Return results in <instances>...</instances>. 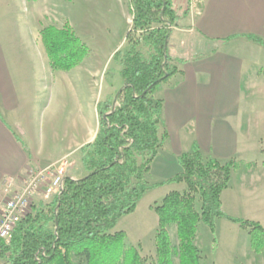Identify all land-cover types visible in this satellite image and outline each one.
I'll list each match as a JSON object with an SVG mask.
<instances>
[{"label":"trees","instance_id":"1","mask_svg":"<svg viewBox=\"0 0 264 264\" xmlns=\"http://www.w3.org/2000/svg\"><path fill=\"white\" fill-rule=\"evenodd\" d=\"M129 4L133 17L127 35L129 49L122 57H114L121 60L124 85L113 110L103 105L98 111V135L82 149L88 175L80 180L66 178L59 197L49 204L34 205L10 241L0 242V257L9 264H147L137 248L127 247V234L115 229L124 216L136 211L149 191L172 184H184L186 190L170 192L153 208L158 216L155 264H201L195 245L199 225L203 222L215 236L221 219L248 230L251 250L264 256V227L223 210L222 195L238 167L235 161L222 164L206 158L195 144L192 152L179 157L181 172L149 185L147 177L169 137L164 101L156 98V92L180 73L182 61L173 58L170 41L188 12L179 15L174 0H129ZM246 38L264 47L263 39ZM42 41L54 71L71 72L90 54L89 47L68 28L48 27ZM142 44L149 57L139 50Z\"/></svg>","mask_w":264,"mask_h":264},{"label":"crops","instance_id":"2","mask_svg":"<svg viewBox=\"0 0 264 264\" xmlns=\"http://www.w3.org/2000/svg\"><path fill=\"white\" fill-rule=\"evenodd\" d=\"M195 5L179 21L170 41L173 58L182 63L178 64L180 73L164 84L171 85L163 113L169 137L163 157L162 149L152 166L165 181L181 172L178 159L192 152L195 144L204 157L222 164L250 165L264 159V47L246 38L254 35L264 40V0H199ZM7 38L25 57L17 59V51L10 56ZM7 38L0 33V193L7 180H17L32 169L68 168L76 158L82 161L83 147L95 141L100 129L97 109L88 118L77 112L70 124L72 132L67 129L63 138L58 134L56 149L50 147L47 124L54 127L55 122L47 117L53 112L49 107L53 85L66 81L75 94L73 76L80 67L54 71L42 37L34 33ZM193 45L204 51L183 60L180 54H188ZM36 49L42 67L37 64ZM57 113L59 121L63 109ZM38 115L42 128L37 126ZM72 169L70 174H74ZM234 173L222 195L225 213L226 194L239 188ZM83 177L84 173L67 178ZM257 178L263 182L264 173ZM184 186L172 184L170 188L184 192ZM2 208L0 203V215Z\"/></svg>","mask_w":264,"mask_h":264},{"label":"rangeland","instance_id":"3","mask_svg":"<svg viewBox=\"0 0 264 264\" xmlns=\"http://www.w3.org/2000/svg\"><path fill=\"white\" fill-rule=\"evenodd\" d=\"M196 1L199 0H174V9L179 15L185 12L189 14L196 8ZM132 20L129 0H38L37 2L0 0V33L6 38L17 36L18 33L21 35L34 33L39 38L42 37L43 30L48 27L60 30L68 28L90 49V54L73 76L75 94L71 92V87L66 81L57 83L56 86L53 85L49 106L53 112L47 117V120L55 122L54 127L47 124L50 147L53 146L56 149L58 134L63 138L67 129L69 133L72 132L70 124L77 119V112L79 116L83 113L88 118L90 112L95 113L96 109L102 111L103 105H109L110 111L116 106L115 98L124 82L120 74L123 69L121 60H115L114 57L116 54L122 57L129 49L127 35L132 29ZM11 44L14 45L7 38L5 47H11L9 52L12 58L17 52V59L25 57L17 47L14 48ZM139 50L149 57V51L143 44ZM202 50L204 51L199 45H193L187 49L188 54L182 52L180 55L184 58L183 60H188L193 53ZM37 56V64L42 67L43 63L39 62L38 51ZM170 86H160L159 92H156V98L163 99L165 102ZM59 109H63V114L57 121ZM164 122L166 123L165 120ZM37 126L42 128L41 115L37 116ZM186 129L184 127L183 133ZM165 150L163 148L160 157H163ZM70 165L72 167L54 166L47 170L32 169L17 180H7L4 193L1 192L4 195L0 201L1 205L4 208L5 204L17 193H22L30 182L28 180L31 176L38 177L40 181L38 188L34 191L32 204H49L55 198L47 197L46 185L61 169L64 170L65 179L68 175L70 177L71 175L80 177L82 173L85 177L88 175L82 161L78 162L77 158ZM72 168L75 170L74 174H70ZM233 173L239 188L236 187L235 190L226 194V214L237 219L258 222L264 227V181L260 182L257 178V174L264 173V159L249 166L239 164ZM252 173L255 174L254 178H252ZM156 174L158 173L155 168L148 175L147 181L150 186L166 180ZM233 185L235 187V182ZM172 191L174 189L170 188V185L149 191L138 204L136 211L124 216L115 229V231H123L127 234V247L137 248L147 264H155L156 261L155 238L158 231V216L153 208ZM196 209L200 211L199 200ZM172 239L177 245L175 230H172ZM195 245L200 251L201 264H264V256L257 255L251 250V236L248 230L245 231L239 225L226 219L217 221L215 236L202 222L199 225V239ZM0 264H9V262L0 257Z\"/></svg>","mask_w":264,"mask_h":264},{"label":"built area","instance_id":"4","mask_svg":"<svg viewBox=\"0 0 264 264\" xmlns=\"http://www.w3.org/2000/svg\"><path fill=\"white\" fill-rule=\"evenodd\" d=\"M64 170L61 169L57 172V175L50 180L46 185V195L47 197L56 198L62 194L64 189ZM27 187L22 193H17L11 200H9L0 216V242H8L12 233L16 229L17 225L21 220L32 212V198L34 191L38 188V177L31 176L28 180Z\"/></svg>","mask_w":264,"mask_h":264}]
</instances>
